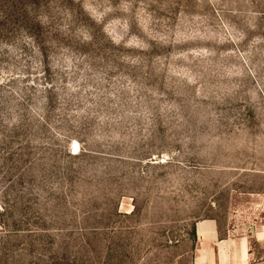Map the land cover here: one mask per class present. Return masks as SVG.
Returning <instances> with one entry per match:
<instances>
[{
	"label": "rangeland",
	"instance_id": "rangeland-1",
	"mask_svg": "<svg viewBox=\"0 0 264 264\" xmlns=\"http://www.w3.org/2000/svg\"><path fill=\"white\" fill-rule=\"evenodd\" d=\"M227 234L264 264V0H0V264Z\"/></svg>",
	"mask_w": 264,
	"mask_h": 264
},
{
	"label": "crops",
	"instance_id": "crops-1",
	"mask_svg": "<svg viewBox=\"0 0 264 264\" xmlns=\"http://www.w3.org/2000/svg\"><path fill=\"white\" fill-rule=\"evenodd\" d=\"M217 242L216 247H205L198 264H260L256 262L249 237L227 234Z\"/></svg>",
	"mask_w": 264,
	"mask_h": 264
}]
</instances>
